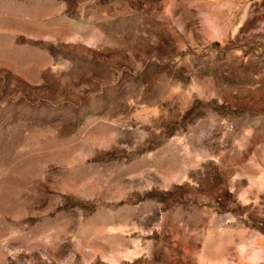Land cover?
Segmentation results:
<instances>
[{
  "label": "rangeland",
  "instance_id": "1",
  "mask_svg": "<svg viewBox=\"0 0 264 264\" xmlns=\"http://www.w3.org/2000/svg\"><path fill=\"white\" fill-rule=\"evenodd\" d=\"M0 264H264V0H0Z\"/></svg>",
  "mask_w": 264,
  "mask_h": 264
}]
</instances>
